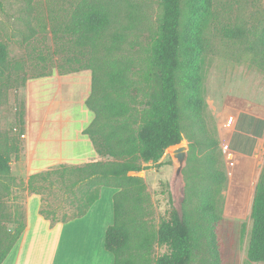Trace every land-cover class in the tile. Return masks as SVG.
I'll list each match as a JSON object with an SVG mask.
<instances>
[{
    "label": "trees",
    "instance_id": "trees-1",
    "mask_svg": "<svg viewBox=\"0 0 264 264\" xmlns=\"http://www.w3.org/2000/svg\"><path fill=\"white\" fill-rule=\"evenodd\" d=\"M159 1V25L143 58L146 69L137 73L149 87L142 101L132 73L134 59L124 47L130 26L123 25L117 5L81 0L66 27L54 29L56 52L65 59L58 64L59 74L91 72V90L84 103L93 118L82 134L107 159L60 164L32 174L29 190L41 194L40 188L57 183L64 202L71 199L72 212L61 207L63 199L54 206L42 196L48 208L39 213L55 224L85 215L101 188L118 189L113 196L114 222L105 235V248L114 254L115 264H194L204 246L211 264H230L236 243L234 222L219 215L215 205L228 172L221 166L219 139L209 134L204 115L203 65L209 48L204 31L215 0ZM222 32L244 43L245 51L264 70V26H229ZM8 58V46L0 40V76L6 74ZM183 121L192 127L183 210L172 207L155 229L150 194L139 174L149 168L145 163H158L168 149L180 146L185 139ZM10 174L11 154L0 150V176ZM250 216L247 257L250 262H264V164ZM24 228L20 223L13 232L0 230V264ZM156 246L165 251L157 256Z\"/></svg>",
    "mask_w": 264,
    "mask_h": 264
},
{
    "label": "rangeland",
    "instance_id": "rangeland-1",
    "mask_svg": "<svg viewBox=\"0 0 264 264\" xmlns=\"http://www.w3.org/2000/svg\"><path fill=\"white\" fill-rule=\"evenodd\" d=\"M1 1L0 40L7 44L9 58L6 74L0 76V150L11 154V174L8 177L0 176V230L13 232L18 224L26 221L27 198L32 193L28 180L32 173L54 169L62 162L83 164L90 160L91 157L85 153L73 154L69 149L84 138L89 141L79 129L87 127L92 119H85L89 109L81 101L78 76L71 74L63 78L59 75L58 64L65 59L62 52H56L54 39V29L63 30L66 27L74 7L81 0ZM104 1L117 5L123 25L130 26L126 30L124 47L125 52L134 59L132 73L136 75L133 78L139 81L138 99L142 101L149 87L137 73L139 69H146L143 58L157 32L160 1ZM212 11L204 31L209 43L203 65L204 115L209 134L219 139L221 144L217 125L220 119L226 117L229 109L237 108V104L247 99L264 102V70L245 51L244 43L226 38L222 29L229 26L247 29L257 25L263 27L264 0H215ZM46 115V127L42 138H39V128ZM244 119L249 121L250 117L245 115ZM16 127L19 132L15 130ZM183 128L185 139L180 145L187 147L186 163L180 166L174 157L173 147L158 163L146 164L149 168L139 174L150 194L155 229L162 219L168 217L172 207L180 213L183 210L186 191L184 169L189 158L188 143L192 127L183 121ZM22 132L28 134L30 147L24 144L26 137L20 136ZM34 148L35 154L32 152ZM223 154L220 153L221 166L228 172L234 166ZM74 157L81 159H72ZM255 159L259 161L256 165H262L264 146ZM253 168H256L255 164ZM246 172V168H240L241 178L238 181L237 177L231 179L228 176L227 183L215 197V205L219 215L234 222L232 229L236 243L230 264H264L250 262L247 257L256 183L252 179L250 187V176L245 177ZM40 191L38 195L41 198L34 203L37 210L48 208L42 198L44 196L49 197L54 206L63 199L61 207L72 212L71 199L67 198L64 202L59 184L40 188ZM63 209L58 210L59 214L63 213ZM164 251V248H155L157 256ZM194 264H211L205 246Z\"/></svg>",
    "mask_w": 264,
    "mask_h": 264
},
{
    "label": "crops",
    "instance_id": "crops-1",
    "mask_svg": "<svg viewBox=\"0 0 264 264\" xmlns=\"http://www.w3.org/2000/svg\"><path fill=\"white\" fill-rule=\"evenodd\" d=\"M71 74L78 76L77 79L81 84L79 95L81 101L84 102L91 90V72L82 70L59 75L64 78ZM245 115L250 117L249 121L244 119ZM231 116L234 117V121L228 124ZM46 118H48L47 115L39 128V138L43 136ZM92 118L93 115L89 111L85 119ZM25 125L27 126V114ZM217 127L220 145L228 144L230 148V155H225V157L234 167L228 170V176L231 179L237 177L238 181L241 178L240 168L244 167L248 171L245 177L250 176V187H252L251 181L253 179L254 184L257 183L264 163L263 160L262 165H256L259 161L255 159L261 147L264 146V102L259 99H247L244 103L237 104V108L229 109L226 117L218 121ZM79 131L83 129L80 128ZM86 137L88 138L87 135ZM27 139L28 134L26 133L24 144L30 147ZM34 146L36 148V144ZM35 148L32 151L34 154ZM69 152L73 154L83 152L91 157L89 161L103 159L96 152L90 139L87 141L84 138L83 141L78 142V145L73 144ZM94 153L96 156H92ZM72 159H81V157ZM61 164L71 163L62 162ZM254 164L256 168L252 169ZM117 191L118 189L111 187L101 188L99 199L85 215L55 224L42 216L34 207L35 201L41 196L31 193L27 198L25 228L2 264H115L114 254L105 248V235L108 227L114 222L113 196Z\"/></svg>",
    "mask_w": 264,
    "mask_h": 264
},
{
    "label": "water",
    "instance_id": "water-1",
    "mask_svg": "<svg viewBox=\"0 0 264 264\" xmlns=\"http://www.w3.org/2000/svg\"><path fill=\"white\" fill-rule=\"evenodd\" d=\"M174 157L177 159L180 166L186 163L187 160V147L186 145H180L173 149Z\"/></svg>",
    "mask_w": 264,
    "mask_h": 264
},
{
    "label": "built area",
    "instance_id": "built-area-1",
    "mask_svg": "<svg viewBox=\"0 0 264 264\" xmlns=\"http://www.w3.org/2000/svg\"><path fill=\"white\" fill-rule=\"evenodd\" d=\"M233 121H234V117H233V116L229 117V119H228V124H232ZM15 130H16L17 132H19V130H18L17 127L15 128ZM20 136H21L22 138H25V137H26V134L22 132V133H20ZM221 149H222V152L224 153V155H230V148H229V145H228V144H224V145H222V146H221ZM230 159H231V158H230Z\"/></svg>",
    "mask_w": 264,
    "mask_h": 264
}]
</instances>
